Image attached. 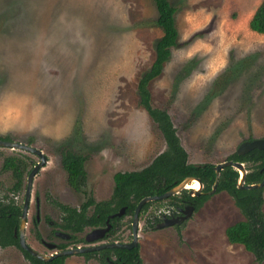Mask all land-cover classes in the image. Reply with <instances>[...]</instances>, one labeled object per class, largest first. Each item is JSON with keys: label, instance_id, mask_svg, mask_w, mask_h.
Wrapping results in <instances>:
<instances>
[{"label": "rangeland", "instance_id": "374dc122", "mask_svg": "<svg viewBox=\"0 0 264 264\" xmlns=\"http://www.w3.org/2000/svg\"><path fill=\"white\" fill-rule=\"evenodd\" d=\"M169 1L177 9L178 46L149 85L151 104L171 116L189 163L216 166L244 142L264 139V34L249 28L263 0ZM157 18L153 0H0V138L47 156L34 177L26 229L28 245L44 256L59 251L52 244L68 242L57 236L59 204L109 200L115 174L140 171L167 149L138 92L163 34ZM66 150L85 157L86 185L79 191L68 182ZM13 157L25 164L19 191L4 169ZM39 162L30 152L0 147V199L23 206ZM171 215L164 201L140 216L143 264H258L224 237L229 225L245 220L228 193L211 194L185 221L157 227ZM155 216L162 221L147 226ZM133 220H121L118 243L133 241ZM93 230L78 237L86 241ZM0 264L31 262L19 247L0 246ZM65 264L105 263L80 254Z\"/></svg>", "mask_w": 264, "mask_h": 264}, {"label": "trees", "instance_id": "16d2710c", "mask_svg": "<svg viewBox=\"0 0 264 264\" xmlns=\"http://www.w3.org/2000/svg\"><path fill=\"white\" fill-rule=\"evenodd\" d=\"M153 1L158 11L157 25L162 29L163 34L157 41L156 55L151 67L139 80L138 92L141 105L161 130L166 140L167 149L159 154L150 165L140 171L115 174L113 195L109 200L97 203L89 198L80 208L59 204L62 210V220L55 226L71 236L66 244L57 246L59 251L68 250L70 245L78 246L80 243L86 242L84 238L78 237V235L88 228H105L110 216L118 213L122 208H126L125 215L110 220L112 228L102 240L112 239V243L117 242L118 239L115 237L121 220L124 217H133L142 199L161 196L188 177H194L201 181L203 189L200 195L191 196L189 191L185 189L180 194L173 195L165 200L146 203L140 216L154 203L164 201H167L169 209H172L171 216L179 215V210L187 204L193 205L197 211L211 196L209 192L216 182L215 165L211 163L203 165L189 163L188 153L180 142L171 116L166 110L154 108L151 104L149 85L162 74L165 64L171 58L173 48L178 46L179 38L175 20L177 9L172 6L169 0ZM249 28L258 34H264V0L250 19ZM0 139L10 141L8 138ZM227 161L245 164L248 171L246 185L258 184L264 180V149H255L244 155L235 152L228 157ZM62 163L68 173V182L71 187L78 191L81 190L86 185L87 179L85 157L66 150L63 153ZM23 164V160L15 157L6 158L5 160L4 169L12 171L16 191L22 188ZM239 178L240 173L238 170L231 166L225 167L220 173L216 189V193L226 192L232 196L235 204L245 217V220L228 227L226 235L231 244L243 246L246 251L255 256L258 264H262L264 262V187L241 189L238 187ZM92 206L93 211L89 213ZM22 211L23 206L17 204L13 199L8 201L0 199V246L19 247L31 264H65L68 257H56L45 262L20 247L18 236ZM160 221L162 219L155 216L153 221H147V226L155 228ZM178 229H181V226H178ZM81 255L86 258H97L105 264H143L139 244L132 249H104ZM112 255L115 256V260H112Z\"/></svg>", "mask_w": 264, "mask_h": 264}, {"label": "water", "instance_id": "95a60500", "mask_svg": "<svg viewBox=\"0 0 264 264\" xmlns=\"http://www.w3.org/2000/svg\"><path fill=\"white\" fill-rule=\"evenodd\" d=\"M0 147H7V148H12V149H21L27 152H30L32 154H35L40 158V162L34 167V169L31 171L29 178H28V184L26 188V195H25V202L23 205V211L21 215V223L19 227V244L20 247L26 251H28L32 256L41 259L45 262L51 261L56 257H69L73 255H80L88 252H95V251H100L104 249H113V248H121V249H132L139 244V220H140V213L143 208V206L151 201H156V200H165L173 195L180 194L183 190L188 189V185L191 184L194 181H198L200 183V188L199 190H189V194L191 196H198L201 194V190L203 189V184L199 179H196L194 177H188L184 179L178 186L170 190L169 192H166L165 194L161 196H154V197H146L142 199L134 213V220L132 224V231H133V241L128 244H122V243H105L101 245H93V246H88V247H77L74 249H68L65 251H58L55 254L51 255L50 257L44 256L43 254H40L36 250H34L32 247H30L27 243L26 240V229H27V224H28V212H29V206L32 198V186H33V181L35 175L47 164L48 159L47 156L44 154V152L36 147L29 146L23 143H18V142H11V141H6L0 139ZM259 149L263 150L264 149V139L261 140H253V141H247L244 142L237 153L239 155H244L246 153H249L252 150ZM233 167L236 170L239 171L240 173V178L238 182V187L241 189H259L264 187V180L261 183L258 184H253V185H246V176L248 171L246 170V166L244 163L240 162H233V161H226L224 163L218 164L215 166V172H216V182L214 184L213 189L209 192V194H214L216 192L217 186H218V181L220 177L221 171L225 167ZM195 207L193 205H188L184 209H180L182 215L177 216V217H171V218H164V220L158 224V228H164V227H170L174 226L175 224H178L182 221H185L188 219L194 212ZM126 212V208H122L118 213L110 216V218L107 221V226L105 228H97L94 229L92 232H90L86 236V241L89 243H92L96 240H103L105 235L111 230L112 225L110 224V220L116 217H122ZM57 236H60L66 240L70 239V234L61 232L57 233ZM52 249H57V246L52 244L50 246Z\"/></svg>", "mask_w": 264, "mask_h": 264}, {"label": "bare ground", "instance_id": "6f19581e", "mask_svg": "<svg viewBox=\"0 0 264 264\" xmlns=\"http://www.w3.org/2000/svg\"><path fill=\"white\" fill-rule=\"evenodd\" d=\"M188 189H193V190H199L200 188V183L198 181H194L191 184L188 185Z\"/></svg>", "mask_w": 264, "mask_h": 264}, {"label": "flooded vegetation", "instance_id": "af4514ba", "mask_svg": "<svg viewBox=\"0 0 264 264\" xmlns=\"http://www.w3.org/2000/svg\"><path fill=\"white\" fill-rule=\"evenodd\" d=\"M220 193H223V192H220ZM214 194H218V193L215 192ZM205 203H206V202H205ZM205 203H204V204H205ZM186 206H188V204L185 205L184 208H185ZM184 208H182V209H184ZM179 211H180V210H179ZM180 215H182L181 211L179 212V215H177V216H180ZM177 216H171V217H177ZM171 217H170V218H171ZM162 218H163V217H162ZM164 218H167V217H164ZM164 218H163V220H164ZM168 218H169V217H168ZM70 238H71V236H70ZM69 240H70V239H69Z\"/></svg>", "mask_w": 264, "mask_h": 264}, {"label": "crops", "instance_id": "0c3cea01", "mask_svg": "<svg viewBox=\"0 0 264 264\" xmlns=\"http://www.w3.org/2000/svg\"><path fill=\"white\" fill-rule=\"evenodd\" d=\"M255 13V12H254ZM254 13L251 15V18H252V16L254 15ZM250 18V19H251ZM250 21V20H249ZM233 225V224H232ZM231 225H229L228 227H230ZM227 227V228H228ZM227 228L225 229V233H224V237H225V239H227L228 240V238H227V235H226V230H227ZM229 241V240H228ZM230 243V242H229ZM231 244V243H230ZM233 245V244H232Z\"/></svg>", "mask_w": 264, "mask_h": 264}]
</instances>
